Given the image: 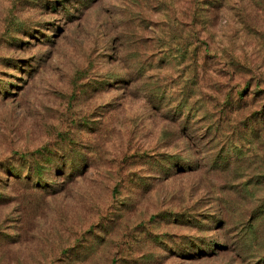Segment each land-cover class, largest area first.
<instances>
[{
	"label": "rangeland",
	"instance_id": "rangeland-1",
	"mask_svg": "<svg viewBox=\"0 0 264 264\" xmlns=\"http://www.w3.org/2000/svg\"><path fill=\"white\" fill-rule=\"evenodd\" d=\"M0 264H264V0H0Z\"/></svg>",
	"mask_w": 264,
	"mask_h": 264
}]
</instances>
